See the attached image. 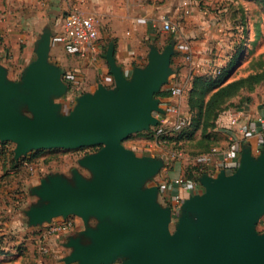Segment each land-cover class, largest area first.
<instances>
[{
  "label": "water",
  "instance_id": "95a60500",
  "mask_svg": "<svg viewBox=\"0 0 264 264\" xmlns=\"http://www.w3.org/2000/svg\"><path fill=\"white\" fill-rule=\"evenodd\" d=\"M53 32L46 27L34 45V58L21 79H10L0 59V141L16 144L15 159L36 150H75L101 146L86 155L71 177L50 174L30 194L27 224L77 216L84 229L63 246L65 264H264V148L255 156L245 145L233 174H203L205 191L187 198L173 222V210L159 202L160 186L147 184L165 159L138 156L123 145L131 135L158 126L166 114L157 97L177 70V41L163 50L150 44L148 63L125 74L108 44L106 60L114 87L98 84L79 96L65 114L60 102L69 90L65 69L51 60Z\"/></svg>",
  "mask_w": 264,
  "mask_h": 264
},
{
  "label": "rangeland",
  "instance_id": "374dc122",
  "mask_svg": "<svg viewBox=\"0 0 264 264\" xmlns=\"http://www.w3.org/2000/svg\"><path fill=\"white\" fill-rule=\"evenodd\" d=\"M199 1H202L201 7L209 8L210 12L217 13L221 19L218 23L223 24L222 30L216 33L217 41L212 54L209 53L211 69L207 73H193L191 87L182 95L186 96L185 109L180 110L182 104L180 97H178V102L172 104L174 106L179 104L176 109L166 108L162 101L161 107L166 114H155L160 120L159 125L152 127L149 131L131 135L123 142L125 147L134 150L140 157L151 156L165 159V167L147 184V187L160 185L159 202L163 206L172 208L173 222L178 220L179 211L185 200L183 199L176 212L168 190L173 186L174 178H179V176H173L171 180L168 172L174 169L175 163L183 162L184 173L180 176L195 183L198 191L196 194H202L205 189L199 179L205 174L202 172L205 168L202 161L203 156L214 148L223 150L231 145V141L225 137V132H222L225 127H219L220 117L226 111L236 110L252 103L254 93L264 95L263 82L252 88L240 89L233 97L219 105L206 107L213 91L207 90L202 83L217 77L234 56L238 55V61L228 82L246 78L250 74L264 70V6L259 0H208L214 2V5L203 4L207 0ZM31 15L37 18L38 28V31H35L37 33L31 39L33 41L39 39L38 35L42 33L44 27L54 29L58 27V17L47 16L45 10L39 6H36ZM98 17L100 33H102L103 21L100 15ZM58 34L60 33L54 36L55 41ZM166 36L167 34L160 28L155 39L149 41L157 45V42L163 39L164 45L160 48L163 50L175 39ZM31 43L33 44L32 41ZM2 45H6L5 38L0 36V46ZM26 46L27 44L22 42L18 47L23 51ZM76 54L80 53L77 51ZM175 57L182 58V55L176 53ZM33 58H36L34 52ZM21 74L22 72L16 74L15 70L11 72L9 70V77L12 80L19 81ZM196 78L202 83L194 85ZM68 85L69 93L71 90L75 91L74 85L71 83ZM165 86L163 89L166 88ZM65 97L66 95L63 98ZM64 99H60V102L63 105V112L67 114L76 105V99L72 96H69L70 102ZM202 101H204L207 115L200 120L198 106ZM168 116L170 124L166 122ZM15 149L16 144L0 141V248L4 252L0 253V264H65L62 260L70 254L71 250L65 248L63 244L67 242L69 236L84 229L83 220L77 216H70L66 219L76 223L74 231L68 237H43L42 232L47 225L64 220V218H55L51 223L29 227L24 212L38 200L36 196L30 194V191L33 187L40 185L41 180L50 174L60 173L71 177L72 170L78 168L84 176H90L89 171L82 168L78 162L86 155L99 151L101 146L75 150L60 148L36 150L21 157L20 160L15 159ZM260 153L253 152L255 156ZM257 231L264 232V216L257 226ZM115 264H120V262Z\"/></svg>",
  "mask_w": 264,
  "mask_h": 264
},
{
  "label": "crops",
  "instance_id": "0c3cea01",
  "mask_svg": "<svg viewBox=\"0 0 264 264\" xmlns=\"http://www.w3.org/2000/svg\"><path fill=\"white\" fill-rule=\"evenodd\" d=\"M183 1H188L192 6L191 16L184 14L181 8ZM203 4L214 5V2L207 0ZM200 5H202V1L199 0H85L84 3H79L78 0H0V36L5 38L6 44L0 46V58L10 72L15 70L16 74H20L34 59L36 40L31 39L37 33L35 31H38V28L37 18L32 17L31 12L36 9V6L41 7L47 16L58 17L57 29L50 27L53 32L51 60L65 69L66 83L72 85L75 81L80 83L75 91L67 92L65 97L67 99L72 96L77 100L84 93L94 92L99 83L114 87V77L106 60L110 41L115 42V57L118 65L122 66L125 74L130 76L135 67L147 65L149 45L151 44L149 40H154L162 23L169 20L177 26L178 31L174 37L169 33H166V37L175 38L178 45L185 47L195 57L193 64L185 63L180 57H173L172 66H175L177 74L184 79L187 92L191 87L193 73H207L211 69L209 53L212 54L217 41L216 33H219L223 26L218 23L220 16L217 13H212L209 8H203ZM76 6L87 13L98 14L102 18L103 32L100 33L99 41L94 44L98 48L96 53H93L92 47H90L85 55H77L78 50L75 48L62 45L57 39L54 40L56 33L63 30L65 14ZM22 42L27 44L23 51L18 47ZM163 45V39L157 42L159 48ZM162 90L169 94L166 97H158L164 102L165 107L171 109L179 107V104L172 105L178 102L179 98L172 97L166 88ZM253 96L252 103L236 110L226 111L220 117L219 127H225L222 132H225V137L228 140H243L242 133L238 128H229L232 118H237L240 126L248 128L255 124L259 115H264V95L257 92ZM180 98L182 99L180 110L185 109L186 96ZM166 118V122L170 124L169 116ZM242 142V146L249 145L254 152V149L261 143V137L259 134L247 136ZM183 169V162L175 163L174 169L168 172V177L171 180H173V176L181 177L180 175L184 173ZM196 188L173 185L168 192L180 194L186 200L198 192Z\"/></svg>",
  "mask_w": 264,
  "mask_h": 264
},
{
  "label": "built area",
  "instance_id": "2783aa9c",
  "mask_svg": "<svg viewBox=\"0 0 264 264\" xmlns=\"http://www.w3.org/2000/svg\"><path fill=\"white\" fill-rule=\"evenodd\" d=\"M79 3H84L85 0H78ZM181 8L186 16H191L193 8L188 1H183ZM161 29L164 33L176 35L178 28L169 20H165L162 23ZM100 39V21L99 17L93 13H87L80 7H74L71 9L64 18L63 30L58 34L57 41L65 46H70L78 50L80 55H85L88 49L92 47L93 53L97 52V46H94ZM176 51L182 55V59L187 64H193L194 55L188 51L185 47L176 44ZM75 90L80 86L78 81L73 83ZM166 89L172 97H181L185 92V81L178 74L174 75ZM66 102H70L69 98L64 99ZM229 128H238L243 136V140L247 136H253L259 134L261 137V143L254 149L255 153H260L264 147V115H259L255 124L246 128L240 126L237 118H232L229 122ZM242 140V141H243ZM231 145L226 149L220 150L218 148L212 149V151L203 156L202 161L205 168L202 172L217 176L221 171L233 173L239 165L240 153L242 150V141L230 140ZM212 161H214L212 163ZM174 186H188L190 188H196L195 183L188 181L184 177L175 178L173 180ZM168 194L172 197L174 204V210L177 212L180 205L183 202V198L180 194ZM72 220H60L55 221L45 228L42 232L43 237L48 236H62L68 237L74 231L76 223Z\"/></svg>",
  "mask_w": 264,
  "mask_h": 264
},
{
  "label": "trees",
  "instance_id": "16d2710c",
  "mask_svg": "<svg viewBox=\"0 0 264 264\" xmlns=\"http://www.w3.org/2000/svg\"><path fill=\"white\" fill-rule=\"evenodd\" d=\"M259 2L264 6V0H259ZM237 61L238 55L234 56L228 63V65L219 72L218 76L212 80L202 83L200 79H195L194 85H197L201 82L207 90L213 91L211 98L206 103V107L211 108L213 106L219 105L220 103H223L224 101H227V99L233 97L240 89L246 87L252 88L264 82V70L258 73L250 74L246 78L228 82L229 78L232 76L233 71L236 68ZM195 87H193V90H195ZM168 95L169 94L167 92L162 90L159 94H157V97H166ZM198 109V117L201 120L207 115L205 111L204 101L200 103ZM0 253H4L1 248Z\"/></svg>",
  "mask_w": 264,
  "mask_h": 264
}]
</instances>
